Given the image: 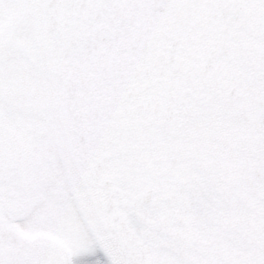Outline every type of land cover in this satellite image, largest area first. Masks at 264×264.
<instances>
[{
	"label": "snow or ice",
	"instance_id": "snow-or-ice-1",
	"mask_svg": "<svg viewBox=\"0 0 264 264\" xmlns=\"http://www.w3.org/2000/svg\"><path fill=\"white\" fill-rule=\"evenodd\" d=\"M0 264H264V0H0Z\"/></svg>",
	"mask_w": 264,
	"mask_h": 264
}]
</instances>
